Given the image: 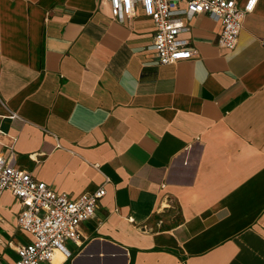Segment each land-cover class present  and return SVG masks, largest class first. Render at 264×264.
<instances>
[{
	"label": "crops",
	"instance_id": "crops-1",
	"mask_svg": "<svg viewBox=\"0 0 264 264\" xmlns=\"http://www.w3.org/2000/svg\"><path fill=\"white\" fill-rule=\"evenodd\" d=\"M188 25L196 54L160 65L139 5L117 21L107 0H0L5 155L72 198L105 190L42 264H264V0L233 49L208 15ZM19 210L3 190L0 264L32 240Z\"/></svg>",
	"mask_w": 264,
	"mask_h": 264
},
{
	"label": "built area",
	"instance_id": "built-area-1",
	"mask_svg": "<svg viewBox=\"0 0 264 264\" xmlns=\"http://www.w3.org/2000/svg\"><path fill=\"white\" fill-rule=\"evenodd\" d=\"M111 14L117 21L134 16L136 6L151 17L154 33L150 48L160 65L172 64L196 54L190 41L182 36L189 29L188 21L195 15L206 14L221 25L218 44L233 49L238 41L244 16L251 12L257 0H107ZM10 119L18 115L9 111ZM0 132V195L10 190L18 199L20 210L17 226L31 234L32 240L15 247L14 264H42L50 262L56 251L68 256L66 243L79 239L83 221L93 217L98 201L105 194L103 187L82 193L74 198L53 191L46 183L16 166L15 153L8 145L5 155ZM6 147V146H5ZM108 180V179H107Z\"/></svg>",
	"mask_w": 264,
	"mask_h": 264
},
{
	"label": "rangeland",
	"instance_id": "rangeland-1",
	"mask_svg": "<svg viewBox=\"0 0 264 264\" xmlns=\"http://www.w3.org/2000/svg\"><path fill=\"white\" fill-rule=\"evenodd\" d=\"M8 233L9 232H7L5 230H2L1 231V236H7ZM15 236L17 238L22 237V235L19 232L16 233ZM2 257H3L4 260H9L10 261L11 259H13V253L10 250H6L5 253H4V255Z\"/></svg>",
	"mask_w": 264,
	"mask_h": 264
},
{
	"label": "bare ground",
	"instance_id": "bare-ground-1",
	"mask_svg": "<svg viewBox=\"0 0 264 264\" xmlns=\"http://www.w3.org/2000/svg\"><path fill=\"white\" fill-rule=\"evenodd\" d=\"M62 258H63V254L60 253L59 251H56L52 260H53L54 263H58L59 261L61 262Z\"/></svg>",
	"mask_w": 264,
	"mask_h": 264
}]
</instances>
